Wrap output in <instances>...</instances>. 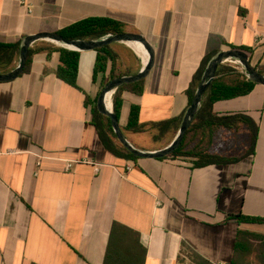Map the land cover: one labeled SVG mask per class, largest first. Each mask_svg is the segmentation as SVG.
Masks as SVG:
<instances>
[{
	"label": "crops",
	"instance_id": "0c3cea01",
	"mask_svg": "<svg viewBox=\"0 0 264 264\" xmlns=\"http://www.w3.org/2000/svg\"><path fill=\"white\" fill-rule=\"evenodd\" d=\"M27 1L31 15L19 0H0V71L18 67L27 37L59 34L91 18L117 21L124 33L149 42L154 64L143 93L124 91L118 117L127 140L143 151L174 141L189 90L217 54L241 50L254 67L264 62V0ZM59 48L34 43L30 71L0 82V152H18L0 155V264H104L115 222L140 234L145 264H179L183 242L212 264H232L239 230L264 235V224L226 220L264 219L263 85L214 106L217 115L244 114L258 125L254 155L200 169L180 160H132L106 147L93 106L113 71L115 79L134 77L142 59L128 43H117L106 72L96 73L101 53L78 51L73 86L57 76ZM134 107L142 130L129 129ZM171 121L164 132L152 129ZM67 159L90 160L101 171L79 165L65 173Z\"/></svg>",
	"mask_w": 264,
	"mask_h": 264
},
{
	"label": "trees",
	"instance_id": "16d2710c",
	"mask_svg": "<svg viewBox=\"0 0 264 264\" xmlns=\"http://www.w3.org/2000/svg\"><path fill=\"white\" fill-rule=\"evenodd\" d=\"M122 33H124L123 25L117 21L105 18H91L74 24L59 34L66 39L90 41ZM115 44L117 43L97 50L101 55L98 59L96 73L106 72L108 61L110 59L114 60V56L109 52V48ZM58 51L61 53V66L57 71V76L61 80L75 86L79 68V52L62 47ZM33 55L34 51H30L24 73L30 71ZM255 69L264 75V62L258 64ZM8 72L0 71V73ZM203 75L204 73L201 71L189 90L190 105L196 95ZM111 77L115 79L117 74L113 71ZM143 85L144 82L139 81L126 84L116 90L114 96V114L117 117L120 115L123 92L129 91L141 95L144 89ZM256 85L257 83L253 82L244 72L229 64H221L214 82L204 95L195 120L184 136L182 144L171 155L162 158V160L185 161L190 163L193 168L200 169L212 165L236 164L254 155L259 135L258 125L253 119L244 114L217 115L214 111V106L219 101L247 96ZM93 113L101 140L106 147L117 156L137 160L138 158L134 157L119 142L111 120L101 115L96 108H94ZM171 124L172 121L160 123L154 125L152 129L157 127L164 132ZM129 129L135 131L144 129L139 124L138 107L132 109ZM220 130L232 133L239 140L243 139L246 148L243 150L232 149L230 151L214 150ZM226 220L227 222H236L238 224H264V219L247 217L242 214L229 215ZM252 258H255L256 261H252ZM146 259L147 249L141 244L140 234L125 225L115 222L110 232L104 264H145ZM179 264L212 263L197 253L187 243L183 242ZM232 264H264V235L247 230H239Z\"/></svg>",
	"mask_w": 264,
	"mask_h": 264
},
{
	"label": "water",
	"instance_id": "95a60500",
	"mask_svg": "<svg viewBox=\"0 0 264 264\" xmlns=\"http://www.w3.org/2000/svg\"><path fill=\"white\" fill-rule=\"evenodd\" d=\"M41 40L50 41L52 43H63L68 46H73L77 49L76 51H80V52L98 50L110 46L114 43L139 42L145 47V49L149 54L148 65L138 75L134 77L117 78L109 82L103 88L97 103L98 111L102 115L107 116L111 120L113 129L116 133L119 142L136 158L162 159L171 155L175 150H177L180 147V145L183 142L184 136L186 135L188 129L190 128L191 124L196 118V115L201 107V103L203 101L207 89L214 82L218 68L221 64H223L224 60L233 58L240 61L245 66V70L248 74V77L253 82L264 86V75L260 74L251 64L248 54H246L241 50H228V51L220 52L210 61L207 69L205 70L203 78L198 86L196 95L184 117L181 129L177 137L174 139V141L169 146L161 150H157L153 152L143 151L136 148L127 140L125 134L121 129L119 119L116 116V114H114V111L112 113L107 111L105 105V99L108 93L115 92L118 88L126 84L142 81L149 75L154 64V51L152 46L149 44V42L146 39H144L142 36L131 33L108 35L100 40H90V41L66 39L57 33H40L35 36H29L24 40L23 46L21 48V61L18 67L14 71L9 72L7 74H0V82L14 81L24 73L30 55V48L34 43Z\"/></svg>",
	"mask_w": 264,
	"mask_h": 264
},
{
	"label": "built area",
	"instance_id": "2783aa9c",
	"mask_svg": "<svg viewBox=\"0 0 264 264\" xmlns=\"http://www.w3.org/2000/svg\"><path fill=\"white\" fill-rule=\"evenodd\" d=\"M19 4L27 10L29 15L33 14L34 7L30 2H28L27 0H19ZM72 51H76V50H72ZM223 64H229L231 66H234L238 70L247 74V72L245 70V66L240 61H238L236 59H233V58L226 59V60H224ZM144 68H145V66L143 65V69ZM247 76H248V74H247ZM114 93H116V92H114ZM17 153L18 152L15 150H8L6 152H0V155H4V154L5 155H15ZM79 165H91L94 168L96 174L100 173L101 167H102L100 164L94 163V162L87 160V159H82V160L67 159V160H64V171H65V173H73ZM40 166H41V161L38 162V168H40ZM132 168H133L132 165L128 166L127 171H131ZM158 205H160V203H158Z\"/></svg>",
	"mask_w": 264,
	"mask_h": 264
},
{
	"label": "rangeland",
	"instance_id": "374dc122",
	"mask_svg": "<svg viewBox=\"0 0 264 264\" xmlns=\"http://www.w3.org/2000/svg\"><path fill=\"white\" fill-rule=\"evenodd\" d=\"M53 44H56V43H53ZM56 45H58V44H56ZM58 46H60V45H58ZM60 47H62V46H60ZM62 48H65V47H62ZM65 49H67V48H65ZM93 107L96 108V103H94ZM245 148H246V146L244 145L243 139L239 140L235 135H233L230 132H226L224 130H220L218 132L214 150L230 151L232 149L243 150Z\"/></svg>",
	"mask_w": 264,
	"mask_h": 264
},
{
	"label": "bare ground",
	"instance_id": "6f19581e",
	"mask_svg": "<svg viewBox=\"0 0 264 264\" xmlns=\"http://www.w3.org/2000/svg\"><path fill=\"white\" fill-rule=\"evenodd\" d=\"M56 44H58V45H60L62 47H65V48H67L69 50H77L75 47L68 46V45L63 44V43H56ZM128 44H129V46H131L136 51V53L142 59V61L144 63V66L146 67L148 65V63H149V58H148V52L145 49V47L139 42H131V43H128ZM114 95H115L114 92H110V93L107 94L106 99H105L106 108L108 106L107 111L111 112V113L114 111Z\"/></svg>",
	"mask_w": 264,
	"mask_h": 264
}]
</instances>
